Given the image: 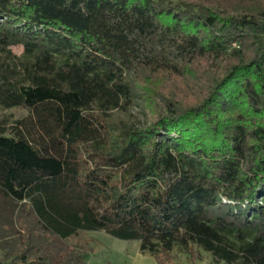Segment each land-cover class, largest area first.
<instances>
[{
	"label": "trees",
	"instance_id": "16d2710c",
	"mask_svg": "<svg viewBox=\"0 0 264 264\" xmlns=\"http://www.w3.org/2000/svg\"><path fill=\"white\" fill-rule=\"evenodd\" d=\"M12 108L27 115L0 124V264H86L67 241L89 232L156 264L194 248L264 264L262 4L0 0Z\"/></svg>",
	"mask_w": 264,
	"mask_h": 264
},
{
	"label": "rangeland",
	"instance_id": "374dc122",
	"mask_svg": "<svg viewBox=\"0 0 264 264\" xmlns=\"http://www.w3.org/2000/svg\"><path fill=\"white\" fill-rule=\"evenodd\" d=\"M211 7H222L229 12H237L238 10H252L262 4L264 7V0H201ZM230 2V4H228ZM232 48L236 45L232 44ZM12 52L15 55H20L21 48L13 47ZM155 86H162V93L176 92L177 98L184 100H193L192 90L190 87H185L182 83L170 80H164L162 77L154 79ZM175 87V88H173ZM167 89V90H166ZM146 113L151 116V112L145 109ZM152 111V110H151ZM27 115L23 109L12 108L9 110L0 109V124L9 126L13 121L19 120ZM133 117H141L139 112L133 110ZM13 221L17 216L22 219L26 218L25 211L22 212L20 207L10 209ZM67 245L74 249H79L85 254L86 264H156L154 257L147 253H141L139 244L136 241H122L110 237L102 232H89L81 234L67 241ZM1 257V251H0ZM163 264H222L215 263L210 254H207L199 249H192L186 253L175 249L169 260H162Z\"/></svg>",
	"mask_w": 264,
	"mask_h": 264
}]
</instances>
